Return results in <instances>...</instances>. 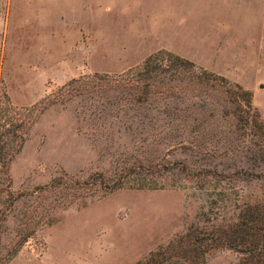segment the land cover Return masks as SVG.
<instances>
[{
    "label": "rangeland",
    "instance_id": "obj_1",
    "mask_svg": "<svg viewBox=\"0 0 264 264\" xmlns=\"http://www.w3.org/2000/svg\"><path fill=\"white\" fill-rule=\"evenodd\" d=\"M158 50L248 91L264 124V0H0V93L11 114L71 78L124 75ZM93 115L77 98L43 111L9 162L11 189L42 184L60 170L108 173L158 121ZM139 183L77 198L3 264H136L191 224L230 218L244 193L264 188L256 180L198 185L170 173ZM11 228L10 221L2 227L1 247ZM236 261L219 250L204 264Z\"/></svg>",
    "mask_w": 264,
    "mask_h": 264
},
{
    "label": "trees",
    "instance_id": "obj_2",
    "mask_svg": "<svg viewBox=\"0 0 264 264\" xmlns=\"http://www.w3.org/2000/svg\"><path fill=\"white\" fill-rule=\"evenodd\" d=\"M74 98L88 102L97 119L158 121L139 132H146L137 137L139 146L120 153L108 173L60 170L42 184L12 190L8 165L30 126L47 108ZM11 111L14 107L0 93V245L6 238L2 227L12 222V237L7 246H0V264L14 255L20 242L53 224L57 213L77 198L131 187L132 179L140 182L137 188L166 173L198 185L250 180L264 185V124L250 104V93L164 50L148 55L124 75L71 78L28 109ZM143 143L153 146L142 148ZM168 153L185 157L170 158ZM249 164L250 171L243 168ZM25 198L29 205L14 212ZM219 250L231 251L236 264H264V188L244 193L230 218L191 224L136 264H204Z\"/></svg>",
    "mask_w": 264,
    "mask_h": 264
}]
</instances>
